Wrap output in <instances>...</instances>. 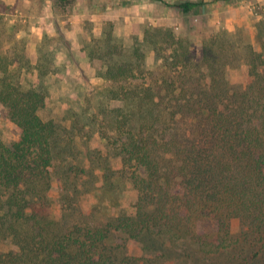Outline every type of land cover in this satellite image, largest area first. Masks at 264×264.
Returning <instances> with one entry per match:
<instances>
[{
  "label": "trees",
  "instance_id": "trees-1",
  "mask_svg": "<svg viewBox=\"0 0 264 264\" xmlns=\"http://www.w3.org/2000/svg\"><path fill=\"white\" fill-rule=\"evenodd\" d=\"M164 4L184 13L199 6ZM221 35L205 43L197 79L187 65L169 67L164 44L179 49L180 42L162 27L148 25L143 41L131 46L111 32L88 43L98 76L117 85L109 99L121 105L105 111L121 160L135 166V202L105 218L81 207L77 180L85 168L74 175L76 167L60 158L58 124L39 115L47 98L43 80L60 70L56 48L40 46L36 64L25 48L1 52L0 102L20 134L10 145L0 139V240L15 247L0 252V264L159 262V249L152 248L148 260L129 254L131 240L154 245L156 239L174 250L192 244L204 255L219 254L240 242L232 233L236 219L247 238L264 240V22L256 37L260 49L249 46L250 81L240 89L228 78V43ZM146 53L162 60L155 68L163 71L144 86L132 81L151 70ZM174 57L180 59L177 52ZM208 221L214 233L204 229Z\"/></svg>",
  "mask_w": 264,
  "mask_h": 264
},
{
  "label": "rangeland",
  "instance_id": "rangeland-1",
  "mask_svg": "<svg viewBox=\"0 0 264 264\" xmlns=\"http://www.w3.org/2000/svg\"><path fill=\"white\" fill-rule=\"evenodd\" d=\"M99 1L0 0V54L5 51L13 55L15 49L25 48L36 64L40 46L56 48L60 70L43 80L48 88L47 98L39 115L44 121L58 124L60 158L76 167L74 175L79 176L81 168H85L86 173L77 180L81 207L105 218L108 213L128 209L135 202L136 191L130 180L135 166L121 160L117 150L119 136L105 111L106 107L112 109L121 105L118 100L109 99L111 89L117 85L98 76L88 58V43L111 32L118 42L131 46L135 39L143 41L148 25L162 27L180 42L179 49L177 45L164 44L162 55L167 58L169 67L187 65L194 74L190 76L197 79L196 68L202 65L205 43L225 33L221 36L228 43L223 42L228 49L225 50L229 59L228 78L232 87L240 89L250 81L249 46L257 51L260 49L256 37L259 25L264 22V0H161L163 3L159 0H119L118 15L110 20L95 16L93 8ZM186 1L199 6L184 13L180 8L164 4L177 5ZM134 6H139V16ZM143 18L146 20L142 21ZM63 39L70 43V50L65 48ZM175 52L180 59H175ZM161 63L162 60L150 53L147 68L151 70L139 74L132 82L150 85L153 79L161 76L163 67L157 71L155 68ZM190 76L172 80L186 82ZM129 83L123 84L124 88ZM19 134L18 127L10 121L7 109L0 102V139L10 145L19 139ZM53 173L58 177L54 170ZM52 196H58L57 179ZM204 229L214 233L215 225L208 221ZM232 233L240 242L219 254L204 255L192 244L174 250L156 239H153L154 245L144 240L128 241L127 251L148 260L155 253L151 249H159L161 259L151 264H264V240L247 238L237 219L232 222ZM13 248L10 241L0 240V252Z\"/></svg>",
  "mask_w": 264,
  "mask_h": 264
},
{
  "label": "crops",
  "instance_id": "crops-1",
  "mask_svg": "<svg viewBox=\"0 0 264 264\" xmlns=\"http://www.w3.org/2000/svg\"><path fill=\"white\" fill-rule=\"evenodd\" d=\"M119 3H120L119 0H100L99 5L96 8H93V11L95 12V16L98 18H102V20H107V19L110 20L112 17L114 19L116 15H118L117 6ZM139 6L141 7V5ZM139 6H134L136 7L135 12L138 14V16H139V10H140ZM140 18L141 17H138V19ZM145 18H143L142 21L146 20Z\"/></svg>",
  "mask_w": 264,
  "mask_h": 264
}]
</instances>
